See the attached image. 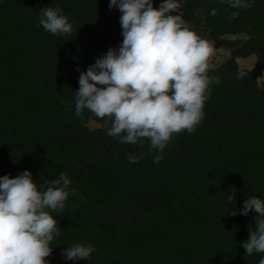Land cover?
I'll use <instances>...</instances> for the list:
<instances>
[{
	"label": "trees",
	"instance_id": "obj_1",
	"mask_svg": "<svg viewBox=\"0 0 264 264\" xmlns=\"http://www.w3.org/2000/svg\"><path fill=\"white\" fill-rule=\"evenodd\" d=\"M250 2L251 8L232 9L222 0H182L185 20L202 24L216 41L237 45L249 38L210 69L221 83L210 85L195 132L174 134L154 163L158 153L148 141L120 143L107 134L108 117L87 109L75 114L80 73L122 43L119 9L110 10L109 0H0V176L29 170L45 190L66 173L76 190L63 210L51 212L61 233L51 242L50 264H259L264 258L243 247L257 214L229 215L250 195L264 199V0ZM153 3L158 8L161 0ZM49 6L69 18L70 34L39 25L40 10ZM234 11L239 16L231 19ZM251 54L254 66L237 71L234 60ZM91 119L101 126L90 129ZM130 154L138 162L130 163ZM76 243L96 251L87 260H66L62 251Z\"/></svg>",
	"mask_w": 264,
	"mask_h": 264
},
{
	"label": "clouds",
	"instance_id": "obj_2",
	"mask_svg": "<svg viewBox=\"0 0 264 264\" xmlns=\"http://www.w3.org/2000/svg\"><path fill=\"white\" fill-rule=\"evenodd\" d=\"M222 2L232 9L253 6L250 0ZM113 8L121 13L122 43L80 73L75 114L79 117L87 109L98 118L108 117L109 136L123 144L143 146L148 141L158 153L153 162L159 163L174 134H192L204 119L210 85L221 83L219 76L209 75L215 46L192 29L178 0H161L158 8L153 0H109ZM208 14L215 16L216 9ZM238 16V11L230 14L231 19ZM39 25L53 35L73 31L60 7L42 8ZM128 160L136 163L139 157L130 154ZM75 194L66 173L49 181L45 190L29 170L14 178L0 176V264H50L46 258L53 251L51 242L61 233L51 212L63 210ZM233 199L235 195H229L228 200ZM252 211L257 214L255 228H249L243 243L249 256L264 253V199L250 195L239 213H229L247 216ZM95 251L91 244L76 243L61 255L87 260Z\"/></svg>",
	"mask_w": 264,
	"mask_h": 264
},
{
	"label": "flooded vegetation",
	"instance_id": "obj_3",
	"mask_svg": "<svg viewBox=\"0 0 264 264\" xmlns=\"http://www.w3.org/2000/svg\"><path fill=\"white\" fill-rule=\"evenodd\" d=\"M178 3H179V5H181V3H182V0H178ZM190 25H191V27H192V29L194 30V31H196L197 32V34H199L200 36H202V37H204V38H207V39H209L210 41H212L213 43H214V46H215V49H218V48H220L221 49V51H226V49H228V50H231L232 49V51L234 50L235 51V49H239L245 42H246V40L245 41H242V42H240L239 44H237V45H224V44H222L220 41L218 42V41H216V39L217 38H215V39H213L212 38V36L211 35H209L208 33H207V31H204L203 30V25L202 24H200V23H194V20L193 21H187ZM218 37V36H217ZM219 39V38H218ZM222 39H225V38H222ZM226 41H229L228 39H225ZM229 42H231V41H229ZM239 51V50H238ZM250 56H254V57H256V55H253V54H251V55H247V56H240V57H237V58H239V59H245V58H248V57H250ZM237 58L234 60V61H236V69H237V71H244V70H247V68H245V69H239V67H238V64H237ZM257 58V57H256ZM256 61L257 60H255V62H254V64L256 63ZM254 64H253V66H254ZM252 66V67H253ZM251 67V68H252Z\"/></svg>",
	"mask_w": 264,
	"mask_h": 264
},
{
	"label": "rangeland",
	"instance_id": "obj_4",
	"mask_svg": "<svg viewBox=\"0 0 264 264\" xmlns=\"http://www.w3.org/2000/svg\"><path fill=\"white\" fill-rule=\"evenodd\" d=\"M223 53L224 52L221 51L220 48L215 49V55L211 58L210 65H211L212 59L215 60V61L222 60L223 57H224V54H226L227 52H225L224 54ZM255 60H256V57H254V56H250V57L245 58L243 60L237 58V64H238L239 69H245V68L251 69V67L253 66ZM263 78H264V74L262 76H260L259 80L263 81L262 80ZM90 126L93 127V128L96 127V125H94V124H90Z\"/></svg>",
	"mask_w": 264,
	"mask_h": 264
},
{
	"label": "water",
	"instance_id": "obj_5",
	"mask_svg": "<svg viewBox=\"0 0 264 264\" xmlns=\"http://www.w3.org/2000/svg\"><path fill=\"white\" fill-rule=\"evenodd\" d=\"M242 37L244 38L245 36H242ZM228 38L234 40V39H236V38H241V35H239V36L232 35V36H228ZM248 38H249V37H245L244 39L247 40ZM226 52H228V53H226V54L223 53V54H224V57H223L222 60H220V61H215V60L212 59V62H211V65H210V69H216V68H217L218 66H220L225 60H227V59L229 58V56H230V54H229V50L226 49ZM90 124H94V125H96V127H100V126H101L100 123H98V122H96V121H93L92 119L89 120V122L87 123V125L89 126L90 129H93V127H91ZM96 127H94V128H96Z\"/></svg>",
	"mask_w": 264,
	"mask_h": 264
}]
</instances>
